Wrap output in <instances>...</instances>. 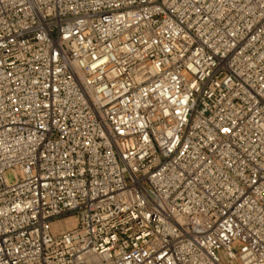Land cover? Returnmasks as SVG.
Returning a JSON list of instances; mask_svg holds the SVG:
<instances>
[{
    "label": "built area",
    "instance_id": "1",
    "mask_svg": "<svg viewBox=\"0 0 264 264\" xmlns=\"http://www.w3.org/2000/svg\"><path fill=\"white\" fill-rule=\"evenodd\" d=\"M0 264H264V0H0Z\"/></svg>",
    "mask_w": 264,
    "mask_h": 264
},
{
    "label": "rangeland",
    "instance_id": "2",
    "mask_svg": "<svg viewBox=\"0 0 264 264\" xmlns=\"http://www.w3.org/2000/svg\"><path fill=\"white\" fill-rule=\"evenodd\" d=\"M7 179H8V181H9L10 183L15 182L14 175H13V173H11V172L7 174Z\"/></svg>",
    "mask_w": 264,
    "mask_h": 264
},
{
    "label": "bare ground",
    "instance_id": "3",
    "mask_svg": "<svg viewBox=\"0 0 264 264\" xmlns=\"http://www.w3.org/2000/svg\"><path fill=\"white\" fill-rule=\"evenodd\" d=\"M66 224L68 225V228L73 225V221L71 219L66 221Z\"/></svg>",
    "mask_w": 264,
    "mask_h": 264
}]
</instances>
